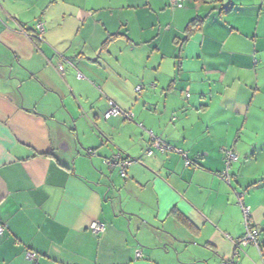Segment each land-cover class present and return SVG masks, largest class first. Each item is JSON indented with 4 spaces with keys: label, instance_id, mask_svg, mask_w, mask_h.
<instances>
[{
    "label": "crops",
    "instance_id": "1",
    "mask_svg": "<svg viewBox=\"0 0 264 264\" xmlns=\"http://www.w3.org/2000/svg\"><path fill=\"white\" fill-rule=\"evenodd\" d=\"M241 196L261 233L264 0H0V264H241Z\"/></svg>",
    "mask_w": 264,
    "mask_h": 264
},
{
    "label": "built area",
    "instance_id": "2",
    "mask_svg": "<svg viewBox=\"0 0 264 264\" xmlns=\"http://www.w3.org/2000/svg\"><path fill=\"white\" fill-rule=\"evenodd\" d=\"M184 1L185 0H171V3L174 6L182 7L184 5ZM38 29L40 32V37H42V33H43V24L42 23L38 24ZM58 69L61 72H63V70H64L62 65H59ZM78 77H82V74L78 73ZM141 89H142L141 85H138L136 87V91H141ZM119 115H124L126 118L131 119L133 116V113L131 111L123 110L113 100L109 99V108L104 113V117L106 119H108V118H111L113 116H119ZM151 135H152L151 146L146 149L147 154L151 155L154 152V149H159L161 151L176 150V151H179V152L184 154V152H182L179 149L172 147L170 144L163 141L161 138L154 135L153 133H151ZM224 153H225V168L223 169V171L220 172V176L223 179L230 181V179H231L230 170L232 168V165L239 159V155L234 150V148H225ZM135 160L136 159H133L130 157H123V156H121L120 153H118V154L114 155L112 159H108L106 161L111 165H117L119 167V171H120L121 176L124 177L126 175V171H127L128 166L131 163H133ZM185 162H186V164L192 163V161L188 158H186ZM239 203L241 204L242 211H243V214L245 217L246 231H245V234L243 235V237L238 240L237 246L238 247H245V246H248L250 244H254V245L260 247V242H259L260 232L257 228L252 227L250 225V222H249L250 210L248 207H246L244 205L242 196L239 197ZM91 228L93 229L94 232H99V231L103 230L104 224L100 223L98 221H94L91 224ZM4 232H5V225H4V223L0 217V235H3ZM38 256H39V254L33 250L29 249L26 251V257L29 259L34 260ZM137 256L138 257L141 256V251H137ZM226 264H233V261H227Z\"/></svg>",
    "mask_w": 264,
    "mask_h": 264
},
{
    "label": "rangeland",
    "instance_id": "3",
    "mask_svg": "<svg viewBox=\"0 0 264 264\" xmlns=\"http://www.w3.org/2000/svg\"><path fill=\"white\" fill-rule=\"evenodd\" d=\"M170 1V3H171V0H169ZM171 6H173L174 7V5L171 3ZM38 23H41V21L40 20H38L37 22H36V24H37V26H38ZM122 56H125V54L124 53H122ZM101 61L104 63L105 61L103 60V59H101ZM115 64V63H114ZM118 65V64H117ZM105 69H107L108 70V67H106ZM138 85H141L142 86V89H141V91L139 92V91H136V87H135V91H136V95H137V97H140L141 96V92H142V90H144L146 87L144 86V82L143 83H141L140 82V84H138ZM137 85V86H138ZM144 88V89H143ZM126 98V97H125ZM108 108H109V102H108ZM108 108H107V110H108ZM106 110V111H107ZM105 111V112H106ZM105 112H102V114H101V117H99L98 119H96L95 120V117H90L89 115H86V117H87V119H88V121L91 123V124H93V122H95V121H101V122H107V121H104L103 119H106L105 117H104V113ZM132 112H134V111H132ZM135 114V113H134ZM120 116H122V118L124 117V115H119V116H113V117H120ZM125 118V117H124ZM109 119V118H108ZM107 120V119H106ZM91 129H92V127H90ZM112 148H113V145H112ZM114 149L117 151L118 150V148L116 147V146H114ZM146 152V151H145ZM116 153H118V152H116ZM119 173V175H121L120 174V171L118 172ZM259 242H260V244H261V246L259 247V246H256V245H254V244H251L250 245V248L247 250V251H244V254H243V256H242V260L240 261V262H242L241 264H264V230H262V232L260 233V235H259ZM261 251V252H260Z\"/></svg>",
    "mask_w": 264,
    "mask_h": 264
},
{
    "label": "trees",
    "instance_id": "4",
    "mask_svg": "<svg viewBox=\"0 0 264 264\" xmlns=\"http://www.w3.org/2000/svg\"><path fill=\"white\" fill-rule=\"evenodd\" d=\"M174 7H177V6H174ZM201 24H202V20L201 19H194V20H191V22H189V24H188V26H187V28H186V39L185 40H187L189 37H190V35L191 34H193L195 31H197L199 28H200V26H201ZM61 72V71H60ZM62 73V72H61ZM77 76H78V74H77ZM80 78V77H79ZM140 92V91H139ZM115 102V101H114ZM116 103V102H115ZM117 104V103H116ZM118 105V104H117ZM119 106V105H118ZM123 109V108H122ZM124 110V109H123ZM125 111H128V110H125ZM129 111H131V110H129ZM132 112V111H131ZM133 113V116H132V118L131 119H133L134 118V112H132ZM125 117V116H124ZM126 118V117H125ZM127 119H129V118H127ZM162 152H165V151H162ZM122 156V155H121ZM126 176V175H125ZM124 176V177H125ZM123 177V176H122ZM177 217L178 218H180V215L179 214H177ZM261 246V245H260Z\"/></svg>",
    "mask_w": 264,
    "mask_h": 264
}]
</instances>
